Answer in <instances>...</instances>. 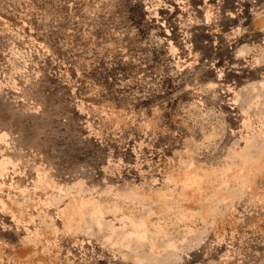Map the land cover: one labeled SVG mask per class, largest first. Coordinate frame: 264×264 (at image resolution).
Instances as JSON below:
<instances>
[{
	"label": "rangeland",
	"instance_id": "obj_1",
	"mask_svg": "<svg viewBox=\"0 0 264 264\" xmlns=\"http://www.w3.org/2000/svg\"><path fill=\"white\" fill-rule=\"evenodd\" d=\"M98 3L0 0V225L6 226L0 227V264H110L101 238L83 234L89 213L123 227L126 242L148 253L162 235L176 237L185 226L198 227L194 218L212 211L220 199L228 201L220 206L223 218L204 245L181 255L183 264H264L259 131L237 141L241 158L234 162L204 156L182 164L175 149H165L163 156L155 151L164 144L159 137L141 159L149 158L157 179L171 181L161 189L163 214L145 217L118 208L104 215L106 202L93 189L106 154L111 149L114 161L135 163L133 149L144 137L135 129L123 136L113 130L122 121L123 104L112 81L117 71L135 66L107 69L108 52L101 56L100 49L115 40L113 17ZM129 19L135 22V16ZM82 105L108 111L111 121L82 111ZM129 132L136 139L121 146L116 137L126 140ZM143 170L148 172L147 165Z\"/></svg>",
	"mask_w": 264,
	"mask_h": 264
},
{
	"label": "clouds",
	"instance_id": "obj_2",
	"mask_svg": "<svg viewBox=\"0 0 264 264\" xmlns=\"http://www.w3.org/2000/svg\"><path fill=\"white\" fill-rule=\"evenodd\" d=\"M101 5L113 17L110 37H115L100 49L101 56L108 52L107 69L135 66L117 71L112 81L123 104V128L116 123L113 130L123 136L135 129L149 143L140 140L135 146V163L114 161L110 149L93 191L106 202L105 216L117 214L118 208L145 217L163 214L161 189L171 181L155 177L149 158L141 159L144 148L153 150L163 137L155 151L163 156L165 149H175L182 164L204 156L234 162L241 158L237 141L246 133L264 136V0H99L97 8ZM86 109L112 119L102 108L82 105ZM116 139L123 146L136 136L129 132L126 140ZM227 204L226 199L216 201L212 211L194 218L198 227L185 226L176 237L162 235L148 253L126 242L123 227L115 229L112 221L101 222L92 213L83 234L101 238V247L111 253L110 264H183L181 255L206 243L223 218L220 206Z\"/></svg>",
	"mask_w": 264,
	"mask_h": 264
},
{
	"label": "bare ground",
	"instance_id": "obj_3",
	"mask_svg": "<svg viewBox=\"0 0 264 264\" xmlns=\"http://www.w3.org/2000/svg\"><path fill=\"white\" fill-rule=\"evenodd\" d=\"M1 136V135H0Z\"/></svg>",
	"mask_w": 264,
	"mask_h": 264
}]
</instances>
